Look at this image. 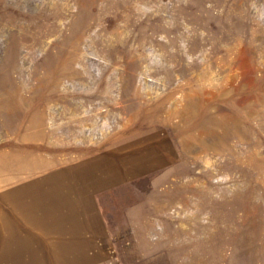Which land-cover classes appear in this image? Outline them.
Returning <instances> with one entry per match:
<instances>
[{
    "label": "rangeland",
    "instance_id": "obj_1",
    "mask_svg": "<svg viewBox=\"0 0 264 264\" xmlns=\"http://www.w3.org/2000/svg\"><path fill=\"white\" fill-rule=\"evenodd\" d=\"M0 264H264V0H0Z\"/></svg>",
    "mask_w": 264,
    "mask_h": 264
},
{
    "label": "crops",
    "instance_id": "obj_2",
    "mask_svg": "<svg viewBox=\"0 0 264 264\" xmlns=\"http://www.w3.org/2000/svg\"><path fill=\"white\" fill-rule=\"evenodd\" d=\"M89 178H91V182L96 179L95 176ZM82 183L84 185L88 184L85 181H82ZM75 190L78 191H73L67 196L65 194V197L59 196V209L50 208V206H57L54 201V203L49 204V210L43 209L41 212L37 211V219L41 220L37 226L41 227L40 233L43 236V240L46 239L43 234H47L50 240L55 239L54 241L58 244H67L66 247L64 246V249L69 253L70 257L76 259H95L101 256V251H99L98 247V243H100L98 232L100 230H94L95 226L99 227L100 224L93 221L92 217L95 216V214L96 216L100 215L98 210L99 206L94 199V202L90 205L87 204V208H85L83 195L90 196L88 194L90 190L88 188ZM94 195H96V193ZM66 202H70V204ZM49 211H51V213H49ZM62 212H64L66 218L64 221L54 222L52 219L48 223L45 221L50 218H57L58 216L60 219ZM91 212H93V214L89 216L88 214H91ZM43 221H45V224H43ZM103 228L105 229L104 225Z\"/></svg>",
    "mask_w": 264,
    "mask_h": 264
}]
</instances>
